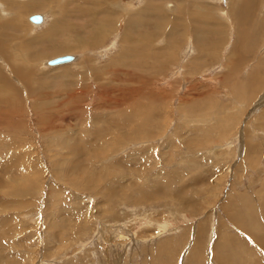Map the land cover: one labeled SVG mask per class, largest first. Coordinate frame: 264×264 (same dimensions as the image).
<instances>
[{"label":"rangeland","instance_id":"rangeland-1","mask_svg":"<svg viewBox=\"0 0 264 264\" xmlns=\"http://www.w3.org/2000/svg\"><path fill=\"white\" fill-rule=\"evenodd\" d=\"M33 1L0 0V264H264V0Z\"/></svg>","mask_w":264,"mask_h":264},{"label":"bare ground","instance_id":"bare-ground-1","mask_svg":"<svg viewBox=\"0 0 264 264\" xmlns=\"http://www.w3.org/2000/svg\"><path fill=\"white\" fill-rule=\"evenodd\" d=\"M58 1V0H57ZM46 2V1H45ZM44 1H42V0H37V1H33V2H31L30 3V6H33V7H41L44 3H45ZM108 2V1H107ZM16 3V2H15ZM58 7H60V8H62V6H61V1L59 0L58 1ZM167 5V4H166ZM168 6L170 7V9L172 8V3H169L168 4ZM235 6H237V4L235 5ZM113 7V6H112ZM148 8H149V6H148ZM151 8V7H150ZM158 8H159V6H158ZM93 9V8H92ZM126 9V8H125ZM145 9V8H144ZM154 9V8H153ZM162 9V8H161ZM160 9V10H161ZM237 10H238V6H237V8H236ZM249 8H248V5H247V10H248ZM5 10V9H4ZM107 10V9H106ZM142 10V9H141ZM146 11H149L148 9H145ZM156 10H158V9H156ZM159 10V11H160ZM163 10V9H162ZM246 10V11H247ZM84 11V10H83ZM86 11V10H85ZM133 11V10H132ZM239 12V11H237V12H234V14H236V18L238 19V20H245V17H244V14L245 13H247V12ZM250 11V10H249ZM51 12H55L54 10H51ZM112 12V11H111ZM151 13H152V11H150ZM149 12V13H150ZM251 12V11H250ZM97 13V12H96ZM99 13V12H98ZM147 13V12H146ZM156 13H157V11H156ZM238 13V14H237ZM68 14V13H67ZM95 14V13H94ZM138 14V13H137ZM162 14V13H161ZM34 15V14H33ZM82 15V14H81ZM96 15V14H95ZM65 16V15H64ZM143 16V15H142ZM237 16H240V18H238ZM247 16V15H246ZM31 17V16H30ZM29 17V18H30ZM42 21L41 22H38V23H35V24H37L38 26H39V24H41V25H43L46 21V17L45 16H43L42 15ZM143 18V17H142ZM145 18V17H144ZM164 18V17H163ZM131 19V18H130ZM158 19V18H157ZM157 19H155V20H157ZM132 20V19H131ZM144 20V19H143ZM14 21V22H13ZM13 21H12V24H13V26H14V28H18V29H16V30H22L23 32H24V28H23V26H22V24H21V20H16L15 18L13 19ZM138 21V20H137ZM135 22V21H134ZM144 22H145V20H144ZM8 23H10V22H8ZM15 23V24H14ZM141 23V22H140ZM148 22H146V24H147ZM2 24H4V22L2 23ZM113 24V23H112ZM149 24V23H148ZM157 24V23H156ZM103 25V24H102ZM106 25V24H105ZM130 25H131V27L133 28V26H132V24H130V23H128L127 24V31L128 30H130L131 28H130ZM133 25H134V23H133ZM136 25H137V23H136ZM140 24H138V26H139ZM167 25V24H166ZM169 25V24H168ZM73 26V25H72ZM145 26V25H144ZM158 26V25H157ZM163 26V25H162ZM56 27V26H55ZM140 27V26H139ZM159 27H161V26H159ZM142 28H143V26H142ZM164 28H166V26H164ZM68 29V31H70L72 28H71V26L69 27V28H67ZM104 29V28H103ZM134 29H135V27H134ZM133 29V30H134ZM55 30V29H54ZM137 30V29H136ZM169 30H171V29H169ZM48 31V30H47ZM96 31V30H95ZM103 31V30H102ZM170 32H172V31H170ZM25 33V32H24ZM129 33V32H128ZM132 33H134V32H132ZM142 34H144V32L142 33ZM172 34V33H171ZM15 35V34H14ZM125 35V34H124ZM133 34H131V36H132ZM148 35H150V34H148ZM123 36V35H122ZM127 36H128V34H127ZM140 36V35H139ZM138 36V37H139ZM80 37V36H79ZM23 38V37H22ZM123 38V37H122ZM125 38V37H124ZM140 38H141V36H140ZM144 38V37H143ZM85 39V38H84ZM128 39H129V37H128ZM134 39V38H133ZM142 39V38H141ZM148 39H149V37H148ZM25 40H26V38H25ZM144 40V39H143ZM67 41V40H66ZM86 41V40H85ZM91 41V40H90ZM141 41V40H140ZM139 41V42H140ZM152 41V40H151ZM19 42H20V40H19ZM27 43V42H26ZM89 43V42H88ZM142 43H143V41H142ZM148 43V42H147ZM9 44V43H8ZM64 44V43H63ZM9 46V45H8ZM6 44L4 45L3 43L1 44V42H0V51L1 52H3L4 50L7 52V47H8ZM11 46V45H10ZM17 46V45H16ZM136 46V45H135ZM141 46V45H140ZM18 47H20V46H18ZM17 47V48H18ZM76 47V46H75ZM148 47V46H147ZM13 48V47H12ZM53 48V47H52ZM66 48V47H65ZM67 48L68 49H74V46H67ZM142 48V47H141ZM156 48V47H155ZM174 48V47H173ZM204 48V47H203ZM11 49V48H10ZM14 49V48H13ZM19 49V48H18ZM29 50V49H28ZM133 50H134V48H133ZM158 50V49H157ZM162 50V49H161ZM206 50V49H205ZM11 51V50H10ZM135 51V50H134ZM17 52V51H16ZM164 52H165V50H164ZM127 53H129V52H127ZM127 53H126V55H127ZM136 53V52H135ZM134 53V54H135ZM142 54H146L145 52L144 53H142ZM15 55V54H14ZM18 55V54H17ZM62 56V55H61ZM135 56H137V55H135ZM142 56V55H141ZM146 56V55H145ZM11 57V59L13 58V56H11V55H8V58H10ZM58 57V56H57ZM140 57V56H139ZM168 57V56H167ZM56 58V57H55ZM30 59V58H29ZM53 59V58H52ZM74 59H75V57H74ZM73 59V60H74ZM51 60V59H50ZM50 60H46L45 61V63L46 62H49ZM73 60H70V61H67V62H64V63H60V64H65V63H69V62H72ZM131 60V59H130ZM28 61V60H27ZM167 63V62H166ZM60 64H56V65H60ZM140 64V63H139ZM23 65V64H22ZM50 65V64H49ZM46 66V65H45ZM53 66V65H52ZM55 66V65H54ZM118 66H120V65H118ZM118 66H116V65H114V66H112L113 68H117ZM18 67V66H17ZM27 67V66H26ZM108 67V66H107ZM121 67V66H120ZM115 70V69H114ZM119 70V69H118ZM117 70V71H118ZM98 71V70H97ZM108 71V70H107ZM113 72V71H112ZM253 72V71H252ZM0 73H1V71H0ZM13 73L15 74V77L16 78H22L23 80H25L27 83H28V85H30V81L32 80V78H31V74H32V72L29 70V69H27L26 70V72L24 71V68H21V66L20 67H18V68H14V70H13ZM259 73V72H258ZM0 77H1V79L4 81V80H6L7 81V78H6V76L3 74V73H1V75H0ZM97 79V78H96ZM5 81V82H6ZM5 82H3V83H5ZM108 86V85H107ZM104 87V86H103ZM10 88L12 89V90H14V87L10 84ZM5 94H7L6 92H5V88H3V86L0 84V95H2V98L3 99H6V101H9L10 100V95H5ZM5 97H9V98H5ZM1 101V100H0ZM129 115V114H128ZM129 117V116H128ZM148 118V117H147ZM146 118V119H147ZM153 122V121H152ZM151 122V123H152ZM123 123V122H122ZM126 124H127V122H126ZM136 124V123H135ZM136 126V125H135ZM124 127V126H123ZM130 127V126H129ZM149 127V126H148ZM140 132V131H139ZM146 132V131H145ZM110 134H112V133H110ZM146 134H147V132H146ZM150 135H151V133H149ZM124 135V134H123ZM128 136L130 137V139H131V135H129L128 134ZM148 136V135H147ZM123 137H125V136H123ZM127 137V136H126ZM134 137V136H133ZM144 137V136H143ZM151 137V136H150ZM153 138V137H152ZM129 139V138H128ZM135 139V138H134ZM86 142V141H85ZM121 142V141H120ZM77 143V142H76ZM81 144V143H80ZM70 147V146H69ZM77 149H79L78 147H76ZM70 149H72V147L70 148ZM68 150H69V148H68ZM78 151V150H77ZM74 153V152H73ZM68 154V153H67ZM70 156V155H69ZM251 161V160H250ZM253 163V162H252ZM89 166H90V164H89ZM230 212V211H229ZM232 214L233 215H235V217L236 218H240L241 220H242V223L244 224V226H245V228H247V229H251L250 228V226L249 225H246L245 224V222H244V220H243V214L242 215H240V213L237 211V213H236V211L234 210H232ZM234 217V216H233ZM246 217V216H245ZM239 222H237V224H238ZM240 224V223H239ZM238 224V225H239ZM240 226H241V224H240ZM254 227V226H253ZM264 235V234H263ZM258 241V240H257ZM230 260V259H229ZM228 260V261H229Z\"/></svg>","mask_w":264,"mask_h":264},{"label":"water","instance_id":"water-1","mask_svg":"<svg viewBox=\"0 0 264 264\" xmlns=\"http://www.w3.org/2000/svg\"><path fill=\"white\" fill-rule=\"evenodd\" d=\"M42 15L41 14H34L30 17V20L35 22V23H38V22H41L42 21ZM74 59V56L73 55H63V56H58L56 58H53L49 61V64L50 65H56V64H60V63H64V62H67V61H70V60H73Z\"/></svg>","mask_w":264,"mask_h":264},{"label":"crops","instance_id":"crops-1","mask_svg":"<svg viewBox=\"0 0 264 264\" xmlns=\"http://www.w3.org/2000/svg\"><path fill=\"white\" fill-rule=\"evenodd\" d=\"M150 0H148V1H146V2H149ZM146 2H144V3H146ZM143 3V4H144ZM151 5H153L154 7L156 6V5H154V3H153V1H151V3H150Z\"/></svg>","mask_w":264,"mask_h":264}]
</instances>
